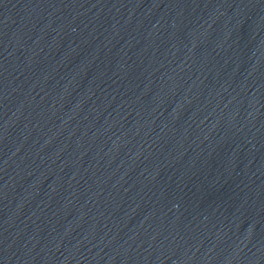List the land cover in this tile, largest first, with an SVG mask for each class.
Returning a JSON list of instances; mask_svg holds the SVG:
<instances>
[{
	"label": "water",
	"instance_id": "1",
	"mask_svg": "<svg viewBox=\"0 0 264 264\" xmlns=\"http://www.w3.org/2000/svg\"><path fill=\"white\" fill-rule=\"evenodd\" d=\"M0 264H264V0H0Z\"/></svg>",
	"mask_w": 264,
	"mask_h": 264
}]
</instances>
